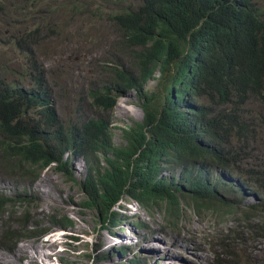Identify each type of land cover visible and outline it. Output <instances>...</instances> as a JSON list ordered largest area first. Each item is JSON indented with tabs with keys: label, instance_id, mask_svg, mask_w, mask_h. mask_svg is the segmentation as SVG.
Masks as SVG:
<instances>
[{
	"label": "trees",
	"instance_id": "trees-1",
	"mask_svg": "<svg viewBox=\"0 0 264 264\" xmlns=\"http://www.w3.org/2000/svg\"><path fill=\"white\" fill-rule=\"evenodd\" d=\"M68 2L72 13L81 0ZM117 7L101 32L106 49L83 53L93 65L89 75L80 68L88 89L61 114L57 102L75 87L53 57L61 44L50 41L64 36L63 17L44 8L19 20L27 30L13 38L31 58L11 71L0 66V170L32 183L38 169L57 162L69 171L79 156L87 173L70 177L84 192L82 205L104 223L118 222L115 206L126 197L150 213L157 206L171 224L184 201L198 214L237 211L264 228V0H119ZM132 89L144 117L122 127L117 143L112 111ZM172 161L183 165L178 178L165 173ZM248 188L259 202L235 206L231 194ZM21 197L0 190V214ZM3 233V242L20 235L11 226Z\"/></svg>",
	"mask_w": 264,
	"mask_h": 264
},
{
	"label": "rangeland",
	"instance_id": "rangeland-1",
	"mask_svg": "<svg viewBox=\"0 0 264 264\" xmlns=\"http://www.w3.org/2000/svg\"><path fill=\"white\" fill-rule=\"evenodd\" d=\"M34 1L0 0V66L8 69L16 64L27 66L30 53L17 47L14 30H27L26 22L37 11L58 9L65 27L64 36L50 38L53 45L57 41L61 44L53 57H59L66 83L75 85L68 96L57 102L61 114L80 95L79 89H88V82L81 81V69L89 75L93 65L83 53L92 48L106 49L108 42L101 32L108 29L107 12L117 10L119 0H81L79 9L72 13L68 0H37L35 5L30 4ZM98 6L101 8L97 9ZM92 8L100 12L93 14ZM23 17L30 18L21 24L19 20ZM46 63L51 65L49 60ZM14 78L22 86L30 81L28 76ZM157 83V78H150L147 87L155 88ZM112 113L114 139L119 143L122 127L144 117L134 89L118 97ZM172 162L165 173L178 178L183 165ZM37 171L39 175L31 183L7 177L5 170H0V190L10 196L17 192L22 196L0 214V264H264L262 224L252 219L251 226L237 211L222 218L207 212L198 214L183 201V214L171 224L157 206L150 213L138 200L125 197L115 206L118 222L104 223L97 210L82 205L84 192L70 177L84 179L87 164L83 157H72L69 171L58 167L57 162ZM212 173L217 177V171ZM230 180L237 181L235 177ZM247 190L231 194L235 206L259 202L254 189ZM64 216L70 220L66 227L58 223ZM8 226L20 235L15 238L10 234L3 242V232ZM44 228L43 233L37 234ZM43 241L42 248L47 252H43L39 261L33 245ZM203 250L205 256L201 254Z\"/></svg>",
	"mask_w": 264,
	"mask_h": 264
},
{
	"label": "bare ground",
	"instance_id": "bare-ground-1",
	"mask_svg": "<svg viewBox=\"0 0 264 264\" xmlns=\"http://www.w3.org/2000/svg\"><path fill=\"white\" fill-rule=\"evenodd\" d=\"M50 237V236H49ZM44 240H50V238H46V239H44ZM45 242L43 241V242H40V244L39 245H33V246H35L34 248H35V250H36V252H37V259L39 260V261H41V259L40 258H42L41 256L43 255V252L44 253H46L47 251L45 250V249H43L42 247H44L43 245H45L44 244ZM47 243V242H46ZM28 245V244H27ZM22 247V246H21ZM20 247V248H21ZM23 247H24V245H23ZM28 247V246H27ZM46 247V246H45ZM48 248V247H47ZM21 249H23V248H21ZM28 249V248H27ZM20 250V249H19ZM23 250H25V249H23ZM32 250H33V248H32ZM29 252V251H28ZM27 252V253H28ZM32 252V251H31ZM30 252V253H31ZM34 252V251H33ZM19 253V252H18ZM26 253V252H25ZM35 254V253H34ZM201 254L203 255V256H205L206 255V251L205 250H203L202 252H201ZM208 256V255H207ZM1 258V257H0ZM15 258V257H14ZM31 260V259H30ZM33 260V259H32ZM34 261V260H33ZM1 262V261H0ZM8 262V261H7ZM15 262V261H14ZM19 262V261H18ZM32 262V261H31ZM46 262V261H45ZM11 263V262H10ZM22 263V262H21ZM5 264V263H4ZM15 264V263H14ZM16 264H18V263H16ZM25 264V263H24ZM31 264V263H30ZM42 264H43V262H42Z\"/></svg>",
	"mask_w": 264,
	"mask_h": 264
}]
</instances>
